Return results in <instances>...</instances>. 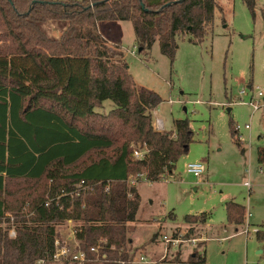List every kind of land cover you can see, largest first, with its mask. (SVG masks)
Returning a JSON list of instances; mask_svg holds the SVG:
<instances>
[{"label":"trees","instance_id":"obj_1","mask_svg":"<svg viewBox=\"0 0 264 264\" xmlns=\"http://www.w3.org/2000/svg\"><path fill=\"white\" fill-rule=\"evenodd\" d=\"M243 2L255 19L257 0ZM216 9V0H0V264L52 261L69 221L79 224L87 262L98 246L103 263L132 264L129 225L141 195L130 178L173 176L194 132L187 119L170 132L154 129L162 98L138 89L98 23H132L139 49L150 54L159 42L173 64L180 39L200 45L210 35ZM106 101L115 108L97 112ZM139 146L148 149L142 161L133 157ZM257 155L264 173V147ZM226 211L229 224L244 223L245 207L228 202ZM196 218L208 215L185 221ZM256 236L264 242V232ZM205 261L194 254L188 262Z\"/></svg>","mask_w":264,"mask_h":264},{"label":"rangeland","instance_id":"obj_2","mask_svg":"<svg viewBox=\"0 0 264 264\" xmlns=\"http://www.w3.org/2000/svg\"><path fill=\"white\" fill-rule=\"evenodd\" d=\"M216 3L210 35L200 45L180 39L173 64L161 53L159 42L150 54L139 49L132 23H98L104 40L111 41L105 40L111 53L128 64L138 89L162 98L152 112L154 129L160 131V121V132H170L176 120L187 119L194 132L190 151L180 158L173 176L159 183L143 177L135 185L141 207L138 220L129 225L132 264H264V242L256 236L264 232V173L257 157L264 147V99L257 97L264 94V0H257L255 19L243 0ZM49 33L60 36L54 26ZM252 100L262 105L259 111L250 105ZM103 104L97 112L115 108L112 101ZM231 122L241 128V147L232 139ZM194 163L206 166L201 180L187 171ZM229 201L246 209L241 226L228 223ZM204 213L210 214L209 225L197 218L185 221L188 215ZM78 226L58 228L60 245L74 254L83 251L76 240ZM10 234L15 237L13 230ZM194 254L206 261L189 263ZM102 259L96 253L89 262L43 264H105Z\"/></svg>","mask_w":264,"mask_h":264},{"label":"built area","instance_id":"obj_3","mask_svg":"<svg viewBox=\"0 0 264 264\" xmlns=\"http://www.w3.org/2000/svg\"><path fill=\"white\" fill-rule=\"evenodd\" d=\"M241 94H245L244 92H242ZM258 99H264V94L262 92H260L258 94ZM250 105L252 106V108L254 109V111H259L261 108H262V105L260 104L259 101H255V100H252L250 102ZM159 130H164V125L162 122L159 121V126H158ZM237 128V131L238 133L240 132V127H236ZM247 130H250L251 127L250 125H246L245 127ZM239 140L241 141L242 140V136H239ZM148 154V149L143 146V148H141V146H139V148H135V151L133 153V157L135 160H138V161H142L144 160V158L146 157V155ZM187 171L188 173L192 174L194 177L198 178L199 180L203 179V176L206 172V167L204 164L202 163H194V164H189L187 166ZM261 172H263L261 170ZM145 177L144 175H137L136 176V180H131L130 178V184L132 186H135L137 183H138V180H140V178H143ZM81 185H78L77 188L79 189ZM245 186H247L249 189H251V185L249 183H245ZM251 215L248 214V218L250 217ZM68 223L70 224H73V221H69ZM15 233V232H14ZM245 234V233H244ZM91 252L93 253H98V246L97 247H93L91 248L90 250ZM105 259V258H104ZM145 258H142V260H144ZM62 260H71V261H74V262H85L87 261V253L85 251H79L77 252L76 254H74L71 249L69 247H66V246H61L60 243H59V240H57L56 242V250H55V253L52 257V261H62ZM121 264H125V263H121Z\"/></svg>","mask_w":264,"mask_h":264},{"label":"crops","instance_id":"obj_4","mask_svg":"<svg viewBox=\"0 0 264 264\" xmlns=\"http://www.w3.org/2000/svg\"><path fill=\"white\" fill-rule=\"evenodd\" d=\"M121 24V23H120ZM106 40V39H105ZM106 41H108V40H106ZM109 43H111V41H108ZM118 45H119V43H118ZM121 46V45H120ZM104 105V104H103ZM114 108H112L111 110H113ZM103 114V113H102ZM258 152V151H257ZM243 153H244V151H243ZM257 157H258V155H257ZM259 164V163H258ZM206 167V166H205ZM261 167V166H260ZM262 168V167H261ZM262 170V169H261ZM151 183V182H150ZM229 202H233V201H229ZM228 203V202H227ZM236 203V202H235ZM238 204V203H237ZM204 214H207V213H204ZM249 214V213H248ZM208 215V219H207V222H206V224L207 225H209V221H210V214H207ZM251 215V214H250ZM194 216V215H193ZM198 216V215H197ZM251 217V216H250ZM249 217V218H250ZM134 224V223H133ZM231 225V224H230ZM232 225H234V224H232ZM235 226H241V225H235ZM249 227H250V225H248ZM249 230H250V228H249ZM238 234V233H237ZM248 236H249V234H247Z\"/></svg>","mask_w":264,"mask_h":264}]
</instances>
